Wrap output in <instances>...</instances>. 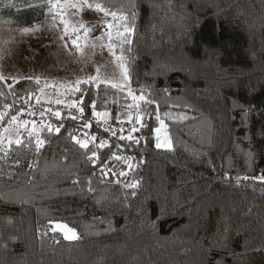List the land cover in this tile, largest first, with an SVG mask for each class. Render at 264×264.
Segmentation results:
<instances>
[{
    "label": "trees",
    "instance_id": "trees-1",
    "mask_svg": "<svg viewBox=\"0 0 264 264\" xmlns=\"http://www.w3.org/2000/svg\"><path fill=\"white\" fill-rule=\"evenodd\" d=\"M92 2L130 17L129 23L135 28L130 39L135 43L124 55L132 73V86L137 90L143 87L145 95L159 102L174 142L171 153H158L152 147L123 153L137 155V164L140 153L146 160L136 172L143 178L144 188L152 193V199L146 201L149 216L159 209L164 195L177 189L181 203L189 199V193L194 198L186 209L176 205L172 216L152 228L146 219L138 217L139 202L130 197L131 204L123 203L122 185L97 184L94 199L75 195L79 188H73L67 172L71 169L85 175L81 171L84 150L72 144L69 132L86 130L77 129L76 122L65 117L62 134L50 137L39 156L34 144L27 148L14 144L7 158L0 151V198L14 190L27 196L23 202L8 205L6 211L0 206V249L4 243L8 245L6 254L0 251V264L5 260L7 264H264V254L245 251L249 245L264 244V186L250 180L237 188L219 176L222 170L232 176L264 172V153L251 159L253 148L261 153L252 140L259 138L264 115L260 111L245 115L236 107L251 104L264 108V0H158L155 10L151 7L153 0ZM42 7L40 3L34 9ZM31 10L26 8L21 16L31 19L27 25L44 17L34 20L28 16ZM8 11L0 8L4 23L14 19ZM193 24L197 25L195 33L188 36ZM120 51L117 47L118 55ZM164 62L168 69L161 73L158 66ZM18 81L7 80L13 84L12 90L0 81V112L5 104L28 106L26 94L36 88L35 80ZM82 87L88 90L85 109L89 120L93 118L88 104L93 98L97 110L125 108L127 101L110 85ZM164 87L169 89L167 94ZM13 91L25 99L16 101ZM30 103L37 110L43 107L35 105L34 99ZM151 110L154 114L155 107ZM8 118L0 121V131L7 126ZM23 118L36 119L37 123L40 119ZM52 122L59 123L54 117ZM145 122L150 127L137 133L142 144L144 138L153 140L151 127L157 126L154 115L151 119L145 116ZM90 131L108 139L111 151H118V141L96 123ZM47 136L42 133V137ZM23 139L28 143L26 136ZM101 155H109V149ZM28 162L32 169L27 167ZM112 163L117 171L124 166L122 162ZM29 177L32 183H28ZM249 206L254 208L251 215L246 214ZM53 221L74 228L80 239L64 241L59 232L50 230ZM41 233L46 235L41 238ZM13 235L17 237L15 243L10 240ZM57 239L60 243L55 242ZM209 244L214 245L210 253Z\"/></svg>",
    "mask_w": 264,
    "mask_h": 264
},
{
    "label": "snow or ice",
    "instance_id": "snow-or-ice-1",
    "mask_svg": "<svg viewBox=\"0 0 264 264\" xmlns=\"http://www.w3.org/2000/svg\"><path fill=\"white\" fill-rule=\"evenodd\" d=\"M158 0H153L151 7L153 10L156 8ZM47 7L52 13L53 17H59L60 23L63 25L64 37L61 39L69 38V28L71 26L70 34V48H75L77 51H81V40L87 38L91 35L99 25L88 26L82 20L73 21V25H70L65 20V11L66 9H73L76 13H80L82 9L88 8L97 13H102L103 17H111V20L114 22L105 21L103 23V28L106 30L104 36L107 37L108 52L114 57V61L117 64L119 69V79L115 81H100V83H106L118 93L123 95V98L127 101L124 107L127 109V120L121 119L119 115L115 116L116 124L119 127L113 126L108 123L112 119V115L108 110H97V100L93 98L88 104V107L91 109V117L96 120L97 127L100 128L103 132L110 134V137L115 138L118 142L115 144V148L118 151H111V145L108 139L98 138L97 135L93 134L90 129L92 128V120L86 118V109L85 102L88 95V90L82 87V85H91L96 83L98 77H90L89 79H79L74 83H69L67 85L60 84H50L47 81L44 83L43 87L40 86V77H28L29 80H35L36 88L34 90L28 91L26 96L27 100L25 103L28 106H21L15 108L13 104H5L4 111L0 112V121H4L5 117L7 119V126L3 127L0 131V151L3 152L5 158L9 156V151L11 147L15 144L17 147L24 146L29 147L30 144H34L35 154L39 156L42 151L45 149L46 145L50 143V137H59L62 134V129L65 128L63 123L65 117L62 116L61 110L59 108H67L69 110L75 109L77 115H69L67 119L76 122L77 129H83L86 131L79 132L78 134L69 132V137L73 145L78 146L80 150H84L81 153L84 167L81 169L85 175L82 177L78 173L69 169L67 175L70 178V183L73 188H79V192L75 193L80 197L87 196L89 199L95 198V193L97 184H115L121 186L125 189L124 192V201L125 205L131 204L133 200L129 199L134 198L138 203V212L137 215L142 220L146 219V223L150 224L152 228H156L165 218L173 215V211L176 208V205H179L181 209H186L191 200L194 198L192 193H189V199L185 200L184 203H181V197L179 195L180 189L172 192L171 194L163 196V202L160 203L159 209L153 216H149L150 205H147L146 201L152 199V193L144 188L143 178L139 176L136 172V169L140 165L146 163V160L143 158V154H138L140 156L139 163H135L137 160V155H124L126 152H135L137 148L140 147H152L158 153L163 151L165 153H171L174 151V142L166 134L168 132L165 120L161 116V110L159 102L154 100L151 96L145 95V90L143 87H140L138 90L133 88V78L130 71V67L125 63V52L131 50L132 45L135 43V40L130 39L135 33V28L132 24L129 23L130 17L123 13L118 14L117 11H109L107 8L102 6L99 3H93L92 0H46ZM41 6H44V0L41 2ZM173 5L169 3L168 8H171ZM31 7V5H29ZM133 11L131 13L132 17L135 16V5L131 6ZM183 7V5H181ZM197 25L193 24L191 31L188 32V36H192L195 33ZM115 28V35L113 34L112 29ZM27 31V29H25ZM82 33V35H81ZM97 41H101V37L96 36ZM117 40L119 43H114L113 41ZM101 48L104 47L103 43L99 44ZM127 46V47H125ZM65 47H69L66 43ZM93 49L96 45L92 46ZM117 47L120 48V54L116 52ZM215 55V54H214ZM168 69L167 62L161 63L158 66V71L163 73ZM2 79V78H0ZM10 90L13 89V84L5 81ZM19 83V81H16ZM96 87L99 88V83H96ZM47 89H55L54 92L48 93ZM63 89V91H61ZM163 92L167 94L169 89L164 87ZM37 93H40L39 95ZM16 101L24 100L25 97L21 96L18 93L12 92ZM73 94H79L73 97ZM35 100L36 104L40 105H55L57 109L50 107H41L39 110L31 106V101ZM106 104L107 101L105 100ZM113 103H117L114 99ZM147 105L148 107H145ZM155 107V112L153 114L152 107ZM239 108V111L248 115L254 111H260L264 115V108L257 109L254 105L248 104L247 107L236 105ZM12 109V112L8 110ZM154 115V119L157 121V126L151 127V133L153 140L149 141L147 138H144L142 144L141 137L137 135L143 129L150 127L148 123L145 122V116H148L150 119ZM167 115V113H165ZM36 117L38 116L39 123L36 119H23L22 117ZM55 118V121L59 123H53L52 118ZM181 121L185 117H180ZM129 125V127H125ZM46 132L47 137H42V133ZM164 133V135H162ZM27 137L28 143L25 142L23 137ZM259 138L253 137L252 143L259 146L261 153H257L253 148L251 159L255 160L257 155L264 153V125H261L259 129ZM124 142V143H120ZM109 149V155L102 156L101 153ZM69 151H71L69 149ZM261 158H264V155H261ZM113 161L122 162L123 167L119 171L116 170L115 164ZM16 165L19 166L20 161H15ZM90 166V167H89ZM29 169L33 168L31 162L27 163ZM212 171L215 172L216 168L213 166ZM133 173V176L130 178L129 173ZM220 179L228 184L239 188L242 184L248 181H254L255 183L264 186V172H261L260 175H240L232 176L228 171H221L219 173ZM75 177V178H72ZM13 177H9L11 180ZM123 178V180L121 179ZM28 183H32L31 177H29ZM207 183L211 184V173L210 177L207 180ZM255 191V189H254ZM143 197V201L141 198ZM27 198L26 193L14 190L10 195L0 198V206L7 210V206L15 203L17 200L23 202ZM156 200H160V196L156 197ZM246 202V201H245ZM171 209V210H170ZM254 208L249 206L247 208V215H251ZM176 215H180V212H176ZM10 223V221H9ZM50 230L53 233L59 232L62 235L64 241H78L80 236L77 231L68 226L65 223L59 221H53L50 226ZM41 238H43L46 233H41ZM17 237L11 236L10 240L12 243L16 242ZM56 243H60L57 239ZM219 244L220 241H217ZM225 250L227 249V241L223 242ZM214 245L209 244V253L212 251ZM8 245L7 243L3 244L2 251L7 253ZM246 252L252 251L258 254H264V244L260 246H251L246 247ZM209 253H205L206 255ZM2 264H7V261H3ZM211 264V262H209Z\"/></svg>",
    "mask_w": 264,
    "mask_h": 264
},
{
    "label": "crops",
    "instance_id": "crops-1",
    "mask_svg": "<svg viewBox=\"0 0 264 264\" xmlns=\"http://www.w3.org/2000/svg\"><path fill=\"white\" fill-rule=\"evenodd\" d=\"M13 1L14 5L12 3L10 7L9 4L6 5L0 1V8H8V14L14 16V19L9 18L7 23L3 22L4 18H0V60H10V66L22 72L23 75L19 78L8 76L7 79L17 81L28 79V77H40L42 83L47 81L50 84L65 83L66 85L79 79L87 80L93 76L98 77L96 81L98 83L119 79V69L114 57L107 49L108 40L104 36L106 30L102 26L105 22L103 17L92 13L87 16L84 11L82 14L73 11L74 15H78V18L73 17V21L82 20L88 26L99 25L91 35L81 40L82 50L77 51L75 48H70L68 38L61 39L64 37L63 25L59 17H53L46 0L40 10L34 8L42 0ZM26 8L33 9L31 10L33 13L28 16L35 18L34 20H37V16L40 15L44 16L43 19L27 25L31 19L21 17L26 12H23ZM11 11L14 12L11 13ZM66 17L71 18L65 12L64 18ZM96 36L101 37V41H97ZM101 42L104 45L103 48L99 46ZM66 43L69 47H65ZM93 45H96L94 49Z\"/></svg>",
    "mask_w": 264,
    "mask_h": 264
},
{
    "label": "rangeland",
    "instance_id": "rangeland-1",
    "mask_svg": "<svg viewBox=\"0 0 264 264\" xmlns=\"http://www.w3.org/2000/svg\"><path fill=\"white\" fill-rule=\"evenodd\" d=\"M6 5L7 4H9V7L11 6V4L13 3V5H14V1L13 0H2ZM96 3V2H95ZM73 11L74 10H72V9H66V14L67 15H69V16H71V18L70 17H66L65 18V20L68 22V23H70V24H72L73 23V17H75V18H78V15H74L73 14ZM85 12V14H87V16H89L90 15V13H92V14H98V15H100L101 17H103V15H102V13H97V12H95V11H93V10H90V9H88V8H84V9H82L81 10V14L82 13H84ZM80 13H77V14H80ZM119 14V13H118ZM104 18V20L105 21H108V22H113L112 20H111V17H108V18H105V17H103ZM114 23V22H113ZM62 29H63V27H62ZM71 30L72 29H69V40H70V34H71ZM64 30H62V34H63V36L65 35L64 34V32H63ZM112 31H113V34H115V28H113L112 29ZM65 40H67V38H65ZM2 55V57H5L3 54H1ZM10 61V60H9ZM9 61L6 59V61H1L0 60V78H2V79H0V81H7V80H9V81H15V80H10V79H7L8 78V76H11L12 78H19V77H21L22 75H23V73L22 72H19L17 69H14L13 67H11L10 66V63H9ZM18 81V80H17ZM96 83H98V82H96ZM51 84H56V85H60V84H63V83H51ZM102 84V83H101ZM64 85H66L65 83H64ZM106 85V84H105ZM55 91V89H47L46 90V92H48V93H52V92H54ZM61 91H63V89H61ZM40 94V93H39ZM34 104L35 105H40V104H36L35 103V100H34ZM41 106H43V107H50V108H53L54 110L55 109H57V106H55L54 104L53 105H47V104H44V105H41ZM59 110H61V112H62V116H64V117H68L70 114L71 115H77V113H76V111H75V109H72V110H69V109H67V108H59ZM110 113H112L111 111H110V109L108 110ZM114 111V113L113 114H111L112 115V117L114 116H117V115H119L120 117H121V119H123V120H127V109L126 108H122V109H119L118 111H116V110H113ZM23 118V117H22ZM23 119H26V118H23ZM94 120V122L96 123V120L95 119H93ZM168 136H169V133L167 132L166 133ZM162 135H164V133H162Z\"/></svg>",
    "mask_w": 264,
    "mask_h": 264
},
{
    "label": "built area",
    "instance_id": "built-area-1",
    "mask_svg": "<svg viewBox=\"0 0 264 264\" xmlns=\"http://www.w3.org/2000/svg\"><path fill=\"white\" fill-rule=\"evenodd\" d=\"M111 112H112L111 114L114 113V111H111ZM91 120H92V125H93L95 122H94L93 119H91ZM108 123L111 124V125H113V126L119 127V125L116 124V121H115V117H114V116L112 117V119H110V120L108 121ZM93 134H95V133H93ZM95 135H97V134H95ZM97 137L99 138L98 135H97Z\"/></svg>",
    "mask_w": 264,
    "mask_h": 264
}]
</instances>
